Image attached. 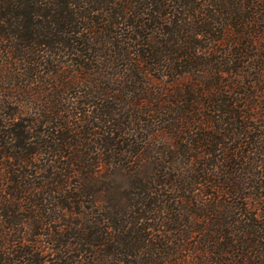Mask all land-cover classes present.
Instances as JSON below:
<instances>
[{
	"label": "trees",
	"instance_id": "obj_1",
	"mask_svg": "<svg viewBox=\"0 0 264 264\" xmlns=\"http://www.w3.org/2000/svg\"><path fill=\"white\" fill-rule=\"evenodd\" d=\"M0 264H264V0H0Z\"/></svg>",
	"mask_w": 264,
	"mask_h": 264
},
{
	"label": "rangeland",
	"instance_id": "obj_2",
	"mask_svg": "<svg viewBox=\"0 0 264 264\" xmlns=\"http://www.w3.org/2000/svg\"><path fill=\"white\" fill-rule=\"evenodd\" d=\"M72 69H74V68H72ZM72 69H69V70H72Z\"/></svg>",
	"mask_w": 264,
	"mask_h": 264
}]
</instances>
